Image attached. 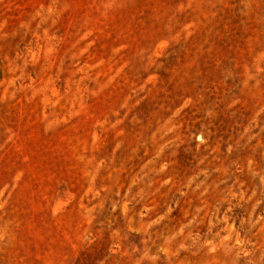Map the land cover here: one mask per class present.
<instances>
[{"label": "rangeland", "instance_id": "obj_1", "mask_svg": "<svg viewBox=\"0 0 264 264\" xmlns=\"http://www.w3.org/2000/svg\"><path fill=\"white\" fill-rule=\"evenodd\" d=\"M0 264H264V0H0Z\"/></svg>", "mask_w": 264, "mask_h": 264}]
</instances>
